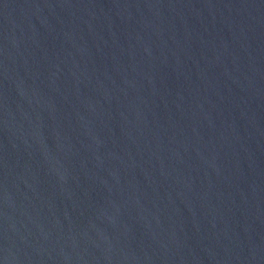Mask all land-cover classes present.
Masks as SVG:
<instances>
[{"label": "water", "instance_id": "95a60500", "mask_svg": "<svg viewBox=\"0 0 264 264\" xmlns=\"http://www.w3.org/2000/svg\"><path fill=\"white\" fill-rule=\"evenodd\" d=\"M0 264H264V0H0Z\"/></svg>", "mask_w": 264, "mask_h": 264}]
</instances>
